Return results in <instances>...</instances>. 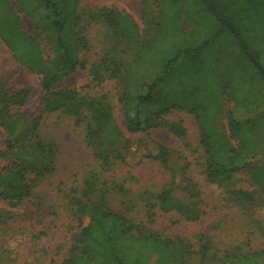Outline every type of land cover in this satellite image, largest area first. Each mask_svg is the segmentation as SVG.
<instances>
[{
  "label": "trees",
  "instance_id": "16d2710c",
  "mask_svg": "<svg viewBox=\"0 0 264 264\" xmlns=\"http://www.w3.org/2000/svg\"><path fill=\"white\" fill-rule=\"evenodd\" d=\"M151 1L144 0L147 16L152 7ZM212 1L215 10L211 8L209 0H204L206 6L200 10L204 11L203 16L206 14L210 20L219 24L215 37L225 38L227 33L228 37L236 39L230 16L239 0ZM82 2L83 0H42L44 13L38 14L36 9L27 11L33 20L36 21L39 17L43 19L44 24L40 28L54 52L52 58H45L40 35H27L21 28L18 15L8 4L0 1V38L21 66L41 75V87L44 91L43 115L30 117L24 113V108L31 90L24 87L11 93L8 91V80H0V127L5 132L6 145L4 150H0V158L7 161L5 166L0 167V199L8 202L12 208H18L30 201L47 180L58 174L63 148L56 138L44 134L42 121L44 116L60 114L74 120L76 127L84 125L85 145L92 152L96 168L99 169L89 174L81 188L71 190L74 193V216L81 221L87 216L89 221L86 225L80 222L81 229L74 235L63 264H169L181 241L178 243L174 238L163 236L148 224L154 222L156 211L177 214L186 223L203 225L207 222L211 208L202 199L193 180L187 181L190 182L189 185L183 188L169 184L158 193L145 191L141 195L145 205L140 213L148 218L144 222L130 215L136 212L137 206L128 205L132 203L130 197L133 193L125 182L105 178L104 174L109 173L117 162L129 164L112 147L99 150L103 144L113 146L119 133L111 126L113 107L107 95L92 97L85 89L92 83L100 87L108 80L127 81L132 70H128L129 64L124 57L138 45L145 43L141 40L137 24H132L129 17L106 8L79 12ZM156 2L160 9L157 27L162 30L177 28L182 21L178 8L182 5V0ZM70 4L73 5L72 9L69 8ZM95 23L105 24L109 34L105 37L101 59L92 67L91 83L79 90L68 87L55 89L67 76L84 67L79 55L80 46L83 48L88 45V32ZM8 35L14 36L15 41L11 39L13 45L9 42ZM209 41L206 40L197 48H179L173 57L160 60L155 55L156 43L144 45L147 60L151 64L158 62L157 72L142 87L130 85L119 99L125 110L129 132L145 133L153 128L168 126L161 116L168 115L174 105L154 112L151 104L155 102V95L167 84L169 75L177 67H188V62L198 60L199 53L208 46ZM237 44L241 53L246 55L243 43L237 40ZM251 56L254 58L251 61L253 68L246 70L252 77L251 83L248 81L247 88L241 86L239 91L236 90L246 97L245 101L238 102L240 107H244L247 102L251 103L264 85V75L259 69L260 66L264 70L259 57L262 54L258 53V59ZM184 96L191 103L201 99L200 95L196 96L193 92ZM200 102L202 109L187 111L196 114L199 125L200 144L205 153L203 172L206 181L209 185L222 188L248 168L249 159L257 154L255 137L261 120L243 123L230 112L231 139L237 142L234 145L217 124V118L223 111L222 104L213 107V103H209L205 96ZM181 135H184L183 131ZM36 158L37 162L38 159L43 161L42 165L32 164ZM145 158L161 162L166 167L170 150L156 144L155 151L149 152ZM260 181L255 190L228 189L223 195L230 203L238 205L247 222H253L259 227L263 219L258 217V213L264 210V201H257L258 191L264 187V179L261 178ZM119 196L129 199V202L124 201V206H128L126 214L118 212L112 206V199L115 197L119 200ZM250 235H254L253 230ZM216 237L217 234L209 232L195 237V247H198L195 253L200 256L201 264H264V251L238 252L236 250L242 249L244 243L230 248L221 241L217 243ZM191 247L194 248V245L188 243L184 249L187 251ZM7 253L8 250L2 249L0 264H6Z\"/></svg>",
  "mask_w": 264,
  "mask_h": 264
},
{
  "label": "rangeland",
  "instance_id": "374dc122",
  "mask_svg": "<svg viewBox=\"0 0 264 264\" xmlns=\"http://www.w3.org/2000/svg\"><path fill=\"white\" fill-rule=\"evenodd\" d=\"M0 1L8 4L18 15L21 28L27 35H40L45 58H52L54 52L40 28V25L44 24L43 19L39 17L35 21L27 13L32 9H36L38 14L44 13L42 0ZM151 2L148 16L145 13L144 0H83L78 9L80 12L106 8L129 17L132 24H137L142 42L148 45L156 43L155 55L158 60L173 57L179 48H197L206 40H210L208 46L199 53V59L188 62V67H177L169 75L167 84L155 95V102L151 104L154 112L174 105L168 115L161 116L167 122V127L153 128L145 133L129 132L125 110L119 100L130 85L142 87L157 72L158 62L151 64L147 60L145 44L138 45L124 57L129 64L128 70H132L127 81L108 80L100 87L92 83L85 89L92 97L107 95L113 107L111 126L119 133L113 146L103 144L99 150L112 147L129 164L117 162L104 176L109 181L125 182L127 188L132 190V203L128 205H136L137 209L130 215L144 222H147L148 218L140 211L145 205L143 199L141 200L145 191L158 193L169 184L183 188L189 185L190 182L187 181L195 182L202 199L211 208L205 224L186 223L177 214H166L158 210L153 216L154 222L148 223L163 236L174 238L178 243L181 241L169 264H201L200 256L195 253L198 251V247H195V237L200 233L217 234L215 241H221L230 248L244 243L242 249L236 250L238 252L264 251V210L258 213V217L263 219L262 227H259L253 222H247L238 205L223 198L228 189L255 190L261 183L260 179H264V85L251 103L247 102L244 107H240L238 103L246 98L238 92L240 87L247 88L248 81L251 83L252 77L248 74L250 72L246 71L253 68L251 61L254 58L251 55L256 59L260 57L261 63L264 64V1L239 0L230 16L236 39L243 43V49L249 57L241 53L237 40L228 37L227 33L225 38L215 37L219 24L210 20L206 14L203 16L202 10L206 6L204 0H182V5L178 6L179 18L182 21L177 28L168 30L157 27L160 9L156 0ZM72 6L70 4L69 8L72 9ZM88 34V45L83 48L80 46L79 51L84 67L67 76L55 89L68 87L79 90L91 83L92 67L101 59L105 37L109 31L105 24L95 23ZM8 36L13 45L11 39L15 41L14 36ZM260 52L262 56L258 57ZM0 59V76L10 75L8 91L14 92L22 87L31 90V98L24 113L30 117L43 115L44 91L41 87V75L21 66L1 40ZM188 92L200 95L201 99L191 103V100L184 96ZM203 96L209 103H213V107L222 104L223 111L217 118V124L234 145H237V142L231 139L230 112L243 123L261 120L255 137L257 154L249 159L248 168L222 188L209 185L206 181L203 172L205 153L200 144L199 125L196 114L187 111L202 109L200 101ZM42 123L44 134L56 138L62 145L59 172L47 180L30 201L18 208H12L8 202L0 199V257L2 249L8 250L6 264H63L74 235L81 229L80 222L86 225L89 221L87 216H84L82 221L74 216V193L71 191L81 188L91 172L99 171L92 152L84 142V125L76 127L74 120L60 114L44 116ZM156 144L170 150L166 167L161 162L145 158L149 152L155 151ZM5 147V132L0 127V150ZM42 162L41 159L37 162L36 158L32 164L42 165ZM6 164L7 161L0 158V167ZM258 192L257 201H264V187ZM119 198L112 199V206L118 212L126 214L128 206H124V201L129 202V199H124L123 196ZM252 230L254 235H250ZM188 243L193 244L194 248L186 251L184 247Z\"/></svg>",
  "mask_w": 264,
  "mask_h": 264
},
{
  "label": "crops",
  "instance_id": "0c3cea01",
  "mask_svg": "<svg viewBox=\"0 0 264 264\" xmlns=\"http://www.w3.org/2000/svg\"><path fill=\"white\" fill-rule=\"evenodd\" d=\"M0 40H1V42L5 45V47H7V45L5 44V42L0 38ZM8 48V47H7ZM9 49V48H8ZM10 50V49H9ZM11 51V50H10ZM12 52V51H11ZM12 55H13V57H14V54H13V52H12ZM15 59V58H14ZM0 62H2V59H0ZM1 79H7L8 80V84H9V82H10V75L9 76H5V75H2V76H0V80ZM22 88H24V87H22ZM22 88H20V89H22ZM20 89H18V90H20ZM18 90H15L14 92H16V91H18ZM14 92H11V93H14ZM30 98H31V95H30ZM30 98H29V101H30ZM43 99H44V96H43ZM29 101H28V103H29ZM27 103V104H28ZM27 106V105H26ZM25 106V107H26ZM25 109V108H24Z\"/></svg>",
  "mask_w": 264,
  "mask_h": 264
},
{
  "label": "water",
  "instance_id": "95a60500",
  "mask_svg": "<svg viewBox=\"0 0 264 264\" xmlns=\"http://www.w3.org/2000/svg\"><path fill=\"white\" fill-rule=\"evenodd\" d=\"M209 3H210V5H211V8L213 9V10H215V6H214V4H213V1L212 0H209ZM234 31V30H233ZM259 69L262 71V74L264 75V70L259 66Z\"/></svg>",
  "mask_w": 264,
  "mask_h": 264
}]
</instances>
